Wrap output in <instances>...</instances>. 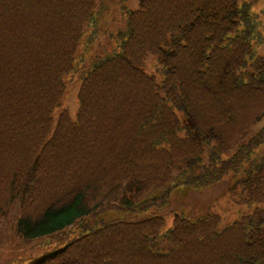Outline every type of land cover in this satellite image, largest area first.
I'll return each mask as SVG.
<instances>
[{
    "label": "trees",
    "instance_id": "trees-1",
    "mask_svg": "<svg viewBox=\"0 0 264 264\" xmlns=\"http://www.w3.org/2000/svg\"><path fill=\"white\" fill-rule=\"evenodd\" d=\"M136 1H119L112 49L92 56L100 0H0V212L17 201L16 234L54 245L27 264H264L259 0ZM75 80V120L54 117ZM227 176L230 199L254 207L230 225L211 212L164 232L158 216L99 218Z\"/></svg>",
    "mask_w": 264,
    "mask_h": 264
},
{
    "label": "rangeland",
    "instance_id": "rangeland-1",
    "mask_svg": "<svg viewBox=\"0 0 264 264\" xmlns=\"http://www.w3.org/2000/svg\"><path fill=\"white\" fill-rule=\"evenodd\" d=\"M120 0H100L103 7V13L100 20L101 34L95 43L92 56H101L106 51L112 49V41L109 39L110 34H114L118 27L124 22L120 12ZM241 3L242 0H239ZM125 6L130 9L137 8L136 0H125ZM252 13L260 15L264 27V0H259L258 4L252 7ZM257 56L264 57V45L256 49ZM151 58V57H150ZM149 75L154 77L158 83L161 82L162 76L154 71L152 59L148 60V65L144 69ZM79 82H67L65 94L57 107L54 117L61 111H67L72 120H75L78 109ZM179 120L183 125L187 123L185 116L178 113ZM264 124V118L254 127L252 131L258 130ZM233 185L231 176H227L223 181L217 183L207 189L195 191L188 187H179L175 189L170 197L169 204L162 209H150L147 212L130 216L122 210H106L99 218L103 220L124 219L132 222H138L150 218L152 216L161 217L164 221L166 231L173 226L175 215L180 216H201L211 212L217 214L222 219V225H230L236 222L242 215L251 212L254 207L234 203L229 197V189ZM125 190L123 186L120 190L111 193L108 201H117L121 195V191ZM19 205L18 202H9L7 207L0 212V264L13 262L14 264H27L32 259L48 254L53 250V244L44 245L46 239H38L33 241H25L16 234L14 226L18 218Z\"/></svg>",
    "mask_w": 264,
    "mask_h": 264
}]
</instances>
